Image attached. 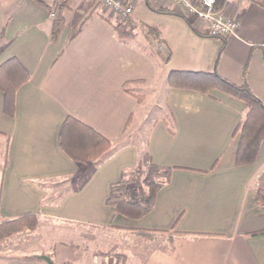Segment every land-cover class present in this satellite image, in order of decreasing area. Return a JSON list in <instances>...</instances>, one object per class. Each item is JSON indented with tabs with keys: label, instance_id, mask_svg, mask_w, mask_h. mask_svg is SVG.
I'll return each mask as SVG.
<instances>
[{
	"label": "crops",
	"instance_id": "0c3cea01",
	"mask_svg": "<svg viewBox=\"0 0 264 264\" xmlns=\"http://www.w3.org/2000/svg\"><path fill=\"white\" fill-rule=\"evenodd\" d=\"M54 4L65 18L56 35ZM160 8L153 10L162 22L145 25L132 14L131 34L122 37L99 0H0V66L17 59L29 73L13 115L0 90V223L40 217L37 230L0 241V264H48L42 255L55 264H264V234H254L264 230V139L254 162L237 165L244 102L168 82L173 70L216 69L233 83L246 81L264 102V0H224L222 14L239 24L237 36L225 39L192 21L198 33L171 5ZM153 40L166 43L165 53ZM151 97L165 110L137 142L139 130L130 129ZM68 116L110 139L114 152L96 164L71 159L60 145ZM141 147L154 163L177 169L153 208L135 219L107 199ZM45 222L52 241L28 253L24 239ZM13 249L20 254L7 253Z\"/></svg>",
	"mask_w": 264,
	"mask_h": 264
},
{
	"label": "trees",
	"instance_id": "16d2710c",
	"mask_svg": "<svg viewBox=\"0 0 264 264\" xmlns=\"http://www.w3.org/2000/svg\"><path fill=\"white\" fill-rule=\"evenodd\" d=\"M223 4L224 0H218L217 8H222ZM49 9L53 16V34L56 35L65 23L63 7L54 4ZM185 20L192 29L202 34L189 19ZM128 24L129 22L119 20L115 23L114 27L120 36L127 37L131 34L132 29ZM28 78L29 73L17 59H9L0 66V90L4 93L6 114H14L16 91ZM168 82L171 87L203 92L220 89L242 100L245 105L244 117L234 132V136L239 135L236 164H249L257 159L264 139V102L255 95L246 81L242 84L233 83L215 69L212 72L173 70ZM60 145L71 159L81 165L99 163L114 152L110 139L73 116H68L61 127ZM175 169L177 167L154 163L148 149L139 148L137 164L124 170L121 179L110 185L107 204L118 214L141 218L153 208L158 191L169 183ZM263 177L262 174L259 180ZM258 204L264 206V185L258 187ZM39 225L40 217L37 213H27L17 219L4 220L0 223V241L22 232L35 231ZM254 234H264V230ZM113 251L103 255H111Z\"/></svg>",
	"mask_w": 264,
	"mask_h": 264
},
{
	"label": "built area",
	"instance_id": "2783aa9c",
	"mask_svg": "<svg viewBox=\"0 0 264 264\" xmlns=\"http://www.w3.org/2000/svg\"><path fill=\"white\" fill-rule=\"evenodd\" d=\"M101 5L111 12L117 20H131L138 0H99ZM156 8L161 9L164 5H171V10L178 16L192 21H199L205 25V33L216 38H231L237 36L238 20L228 18L218 9V0H154ZM230 4L238 5L243 0H225ZM149 4L151 6L150 0ZM153 47L159 52L165 53L167 45L162 40H153Z\"/></svg>",
	"mask_w": 264,
	"mask_h": 264
},
{
	"label": "rangeland",
	"instance_id": "374dc122",
	"mask_svg": "<svg viewBox=\"0 0 264 264\" xmlns=\"http://www.w3.org/2000/svg\"><path fill=\"white\" fill-rule=\"evenodd\" d=\"M151 6L153 9L156 8V3L154 0H150ZM85 7H81L79 12L82 14V11ZM152 9V10H153ZM144 2L143 0H140L137 3L136 8L134 9L133 15L140 20L145 25L149 24H159L164 20V16L158 13H154L155 10L152 11ZM97 11H100V9H97ZM156 12V11H155ZM113 17V16H112ZM112 21L117 22V18L113 17ZM121 21V20H120ZM121 22H128V21H121ZM158 56V55H157ZM161 60L165 62L162 58ZM151 97L149 100H147L140 109H138V114L136 115V119L134 121V124L131 126L130 130H133L137 127L139 130V140H135L133 137V140L135 141H143L145 140L146 134L150 131V127L153 124V122L163 114L165 107H163L161 99H152ZM152 99V100H151ZM137 138V136H136ZM128 140H131V138H128ZM40 232L34 233L30 236H26L27 238L24 239L25 243V249L28 248V253H32L34 250H36L38 247H40L42 244H46L53 239V233L54 229H52L51 225L47 222L41 224L40 226ZM36 235V236H34ZM111 239L116 240V235H110ZM23 239V238H22ZM126 242H129V239L126 238ZM24 250V249H23ZM20 251L18 249H13L7 251L8 254H18ZM20 254V253H19Z\"/></svg>",
	"mask_w": 264,
	"mask_h": 264
},
{
	"label": "water",
	"instance_id": "95a60500",
	"mask_svg": "<svg viewBox=\"0 0 264 264\" xmlns=\"http://www.w3.org/2000/svg\"><path fill=\"white\" fill-rule=\"evenodd\" d=\"M43 260H45L48 264H55L54 261L51 259L50 256L42 255L40 256Z\"/></svg>",
	"mask_w": 264,
	"mask_h": 264
}]
</instances>
